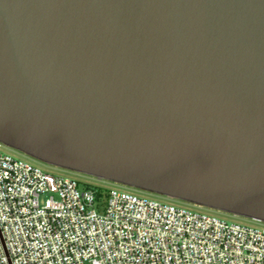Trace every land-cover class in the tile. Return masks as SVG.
<instances>
[{"label":"water","instance_id":"obj_1","mask_svg":"<svg viewBox=\"0 0 264 264\" xmlns=\"http://www.w3.org/2000/svg\"><path fill=\"white\" fill-rule=\"evenodd\" d=\"M0 144L264 223V0H0Z\"/></svg>","mask_w":264,"mask_h":264},{"label":"built area","instance_id":"obj_2","mask_svg":"<svg viewBox=\"0 0 264 264\" xmlns=\"http://www.w3.org/2000/svg\"><path fill=\"white\" fill-rule=\"evenodd\" d=\"M0 264H264V230L91 189L1 151Z\"/></svg>","mask_w":264,"mask_h":264},{"label":"rangeland","instance_id":"obj_3","mask_svg":"<svg viewBox=\"0 0 264 264\" xmlns=\"http://www.w3.org/2000/svg\"><path fill=\"white\" fill-rule=\"evenodd\" d=\"M1 151L3 153L8 154L9 156H11L15 159H19V160L28 162V163L40 168L43 172H45L47 174H50L53 176H61V177L71 178L77 182L79 190H83L86 188L98 189L100 191L101 197L96 201L95 207H94L98 212H101L104 209L105 203L107 200L108 192L110 190H118L121 192L134 194V195L144 197L147 199H153V200H156V201H159L162 203H167V204L173 205L175 207H181V208L187 209V210L194 212V213H198V214H202V215H209V216L215 217L217 219L223 220L227 223H236L239 225L252 227L255 229H259V230H264V223L257 222V221H254V220H251L248 218H243V217L235 216L232 214H227L224 212H220V211H216V210H212V209H208V208H204V207H198V206H195L193 204H189V203L182 202L179 200L166 198L164 196L151 194L148 192H143V191H140V190H137L134 188H130V187H126V186H123L120 184H115V183L104 181V180H98V179L90 177V176H86V175L74 173L71 171H67V170H64L61 168H57L54 166H50V165L38 162V161H36V160L26 156V155H23L20 152H17L11 148H8L6 146H2Z\"/></svg>","mask_w":264,"mask_h":264},{"label":"trees","instance_id":"obj_4","mask_svg":"<svg viewBox=\"0 0 264 264\" xmlns=\"http://www.w3.org/2000/svg\"><path fill=\"white\" fill-rule=\"evenodd\" d=\"M87 189H91V188H87ZM91 190L95 192L96 199L98 200L101 197L100 191L98 189H93V188Z\"/></svg>","mask_w":264,"mask_h":264}]
</instances>
